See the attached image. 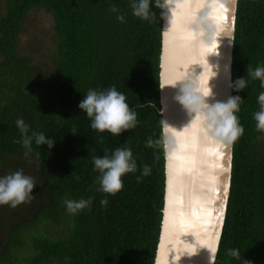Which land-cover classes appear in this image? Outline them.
I'll return each mask as SVG.
<instances>
[{"label": "trees", "instance_id": "1", "mask_svg": "<svg viewBox=\"0 0 264 264\" xmlns=\"http://www.w3.org/2000/svg\"><path fill=\"white\" fill-rule=\"evenodd\" d=\"M150 7L155 18L142 20L132 14L131 0H0V174L22 169L36 182L30 203L0 207V264H155L166 192L160 95L164 11L155 0ZM33 10L53 19L43 61L36 51L20 47ZM257 67H264V0H239L232 83L242 77L247 82L243 91L233 87V97L242 100L236 115L244 133L233 144L215 264H264V134L254 120L264 88L247 75ZM112 86L137 115L136 127L121 136L94 131L78 107L90 89ZM17 119L29 125V135L42 132L55 140L53 148L33 141L25 158ZM124 147L131 149L137 170L123 177L122 191L105 196L97 190L93 157ZM145 165L148 176H142ZM80 199L90 200V206L69 214L64 202ZM229 249H238L239 258L228 256Z\"/></svg>", "mask_w": 264, "mask_h": 264}, {"label": "water", "instance_id": "2", "mask_svg": "<svg viewBox=\"0 0 264 264\" xmlns=\"http://www.w3.org/2000/svg\"><path fill=\"white\" fill-rule=\"evenodd\" d=\"M238 2L172 0L171 4L177 3L186 11L189 22L182 32L176 34L177 37L172 33L175 21L168 20L170 10H164L160 73L163 89L160 95L166 150V192L155 264H162L164 258L167 264H210L209 251L217 244L218 249L220 246L231 190L234 143L228 144L215 136L214 126H208L209 121L199 123L195 113L189 114L180 104L177 109L172 108L167 102L173 89L179 95L181 84L189 81L198 84L204 97L212 91L211 97L206 99L210 106L218 103V94L221 103L233 97V86L230 85H233ZM220 5H224L219 9L222 16L213 17V9ZM224 15L230 19L225 21L222 19ZM177 38L197 43L189 60H184L182 51L175 49ZM205 47L208 49L206 57L200 51ZM177 120L180 125L176 124ZM177 146L179 150H176ZM200 170L209 175L200 176ZM172 189L180 194L175 200L171 199Z\"/></svg>", "mask_w": 264, "mask_h": 264}, {"label": "clouds", "instance_id": "3", "mask_svg": "<svg viewBox=\"0 0 264 264\" xmlns=\"http://www.w3.org/2000/svg\"><path fill=\"white\" fill-rule=\"evenodd\" d=\"M153 0H131L132 14L142 20L155 18V13L151 11ZM172 0H155V7L162 10H170ZM111 11L116 12L113 7ZM166 15L161 16L165 19ZM121 22L124 21L122 15L117 16ZM252 79L259 80L261 88H264V67H257L255 70L247 71ZM237 92L243 91L247 82L245 77L239 78L234 85ZM161 88V87H160ZM163 89V88H161ZM211 89V88H210ZM211 94L204 97L195 81H189L181 84L180 94L176 96V101L190 114L195 113L196 119L209 121L208 126H214V135L228 144L234 143L244 133V128L240 125L236 113L239 111V104L242 101L239 96L230 97L226 103H216L209 105L206 99ZM259 110L254 113L256 122V131L264 134V92L258 96ZM78 107L85 113L91 121V128L97 133H110L112 136H121L124 132L134 129L137 125V115L126 102V96L117 91L115 86L106 91H96L90 89ZM16 126L21 134L20 143L25 149L24 156L28 158L33 151L32 144L35 141L37 146L47 145L52 149L55 140L47 138L42 132L33 131L29 135V125L23 119L16 120ZM76 135L75 129L73 134ZM100 143H103V136L100 137ZM147 147L153 146V141H147ZM39 156V153H37ZM94 171L98 172L97 184L98 191L105 196H115L123 189V177L137 170L136 161L133 159V153L129 148H117L111 156L93 157ZM151 169L145 165L142 176H148ZM140 179L139 177L137 178ZM36 182L30 176L24 174L23 170H17L9 175L0 176V206H9L16 208L21 204L30 203L35 199L32 195ZM66 210L69 214H78L80 211L90 206V200H66ZM107 199L101 200V205L107 206ZM218 244L211 249L210 264H215L218 255ZM233 258H239L238 249H229L226 253ZM68 259V258H66ZM244 264H251L244 260Z\"/></svg>", "mask_w": 264, "mask_h": 264}, {"label": "bare ground", "instance_id": "4", "mask_svg": "<svg viewBox=\"0 0 264 264\" xmlns=\"http://www.w3.org/2000/svg\"><path fill=\"white\" fill-rule=\"evenodd\" d=\"M221 7L219 6L218 9H213V17H215L216 15H221V12L219 11ZM219 12V13H218ZM186 17V18H185ZM168 20L171 21V20H174L175 23H174V28H172V33L175 34V37H177L176 34L182 32L184 30V28H186L187 26L185 24H189L188 22V18H187V13L184 9L181 8V6L179 4H171L170 5V12H169V16H168ZM167 36H169V33L167 34ZM166 42L168 43V38L166 37ZM196 47H197V43H192V42H188L187 40H184L182 38H177V43L175 44V49H177L178 51H182L183 53V59L184 60H189L190 56L193 55V51L196 50ZM174 49V47H173ZM214 49L216 50V47L214 45ZM166 51H168V44L166 45ZM202 52V56H205L207 55L208 53V49L205 47V48H202L200 50ZM218 54V53H217ZM177 65V64H176ZM202 66H205L204 64H201ZM206 75V74H205ZM199 76V75H198ZM198 76H195L198 78ZM178 91L173 89L171 91V94H170V97L168 98L170 101L167 102V104H169L170 107L172 108H175L177 109L179 107V103L176 101V96L178 95ZM217 100L218 102L220 101L221 103V99H220V95L218 94L217 96ZM166 101V99H165ZM200 121H204V119H199V123ZM179 125L181 124L178 120L176 122V124ZM179 146L176 147V150H179ZM171 161H173V159H171ZM199 175H203V176H208L209 174L206 172V171H202L200 170L199 171ZM217 181H214L213 183H215ZM175 189H172L171 191V199L172 200H175V198H178L180 197V194L178 191H174ZM178 200V199H177ZM163 254H164V250H163ZM168 258V256H167ZM163 260V256H161V260ZM162 264H167L166 262V258H164Z\"/></svg>", "mask_w": 264, "mask_h": 264}, {"label": "rangeland", "instance_id": "5", "mask_svg": "<svg viewBox=\"0 0 264 264\" xmlns=\"http://www.w3.org/2000/svg\"><path fill=\"white\" fill-rule=\"evenodd\" d=\"M52 27H53V19L50 15L40 10L31 11L25 24V34L20 39V47L23 48L26 52L36 51L37 56L43 57L41 58V61H43V59L45 58L44 52L47 49V48L45 49L43 45V41L46 39L48 33L51 32ZM29 170L30 169H28V171ZM0 176H4V175L0 174ZM0 207L5 208V206H0ZM13 211L14 209L9 208L7 210V213L10 214Z\"/></svg>", "mask_w": 264, "mask_h": 264}, {"label": "snow or ice", "instance_id": "6", "mask_svg": "<svg viewBox=\"0 0 264 264\" xmlns=\"http://www.w3.org/2000/svg\"><path fill=\"white\" fill-rule=\"evenodd\" d=\"M220 7H221V8H224V5H220ZM224 11L227 12L228 9L225 8ZM222 19H224L225 21H228V20L230 19V17L227 16V15H224V16L222 17ZM233 19H234V18H233ZM212 249H214V247H212Z\"/></svg>", "mask_w": 264, "mask_h": 264}]
</instances>
